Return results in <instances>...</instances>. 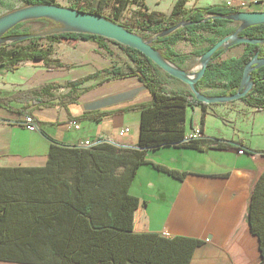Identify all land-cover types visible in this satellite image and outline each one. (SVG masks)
Returning <instances> with one entry per match:
<instances>
[{"label": "trees", "instance_id": "trees-1", "mask_svg": "<svg viewBox=\"0 0 264 264\" xmlns=\"http://www.w3.org/2000/svg\"><path fill=\"white\" fill-rule=\"evenodd\" d=\"M20 1L24 5L57 4L56 0ZM81 2L84 6L79 5ZM187 2L175 0L169 14L150 10L144 0H74L69 7L103 15L130 30L150 32V36L143 37L153 39L154 48L169 61L183 64L190 55L174 51L171 45L180 40L192 45L207 42L206 47L195 51L199 57L236 29L229 25L231 21L211 16L239 11L225 4L187 9ZM181 20L191 23L166 36L154 38ZM36 22L50 21L38 19ZM24 24H17L5 35L28 33L27 29H20ZM201 30L211 35L204 36L199 33ZM239 35L264 38V24L249 26ZM77 39H90L109 53L112 51L108 43L117 44L134 66L130 72H124V69L110 72L137 75L149 90L152 99L133 106L140 111L137 145L127 147L111 140H98L89 146H66L51 141L45 165L0 167V260L31 264H188L199 240L184 236L163 239L168 246L157 252L143 248L147 242H154L156 235L131 231L139 220L138 207L141 205V201L129 192L138 168L150 164L177 179L185 175V172L147 159L148 150L171 145L203 150L210 142L218 148L232 146L247 152L253 150L239 142L200 137L186 139V108L200 105L205 112L209 104L197 100L189 89L168 90L157 75L159 67L145 54L100 35L59 32L4 43L0 45V67L14 69L23 61H42L48 67L61 66V61L51 57L52 49L40 42ZM243 45L240 55L225 59H221L224 49L219 48L196 88L200 92L205 87L216 89L212 95L234 93L248 61L256 53L264 54V45ZM95 77L96 74H91L62 84L46 83L24 94L41 106L53 105L56 99L57 104L65 105L76 100L81 84ZM251 79L255 83L253 90L240 100L256 110H264V65L251 71ZM65 86L70 88L66 94L53 93L54 89ZM102 114L106 113L90 115L99 118ZM248 224L258 240L260 260L257 264H264V171L252 190Z\"/></svg>", "mask_w": 264, "mask_h": 264}, {"label": "crops", "instance_id": "crops-1", "mask_svg": "<svg viewBox=\"0 0 264 264\" xmlns=\"http://www.w3.org/2000/svg\"><path fill=\"white\" fill-rule=\"evenodd\" d=\"M262 1L188 0L185 7L225 4L239 9ZM108 45L112 53L90 39L48 42L44 46L52 49L51 57L61 61V66L23 61L14 69L0 67V167L45 165L51 141L75 146L111 140L122 146L136 147L140 111L133 106L150 101L152 96L137 75L110 72L124 67L110 42ZM91 74L96 77L81 84L76 100L65 105L57 104L56 99L53 105L41 106L24 94L46 83L62 84ZM182 85L188 89L185 83L179 86ZM69 89L59 87L53 93L64 95ZM216 91L207 87L201 89L202 93ZM231 110L232 105L226 104H209L205 112L200 105L187 107L186 139L194 137L200 129L196 137L239 142L253 151L239 154L237 148H218L212 142L203 150L174 145L148 150L147 159L185 175L177 179L150 164L138 168L129 192L141 205L139 220L131 231L157 236L154 242H147L144 249L160 252L168 246L163 239L184 236L200 241L188 264L259 262L258 240L248 224V206L254 184L264 171V110L252 107L245 110L250 119L241 126L250 136H258L256 141L260 139L262 144L248 137H237L227 129L226 114ZM29 112L38 127L35 131L19 123L22 115ZM98 112L106 114L99 118L90 115ZM70 121H75L79 127L69 126ZM124 128H128V132L120 135ZM152 203H156V210L151 212ZM0 264L31 263L0 260Z\"/></svg>", "mask_w": 264, "mask_h": 264}, {"label": "water", "instance_id": "water-1", "mask_svg": "<svg viewBox=\"0 0 264 264\" xmlns=\"http://www.w3.org/2000/svg\"><path fill=\"white\" fill-rule=\"evenodd\" d=\"M212 18L226 19L237 24L233 33L219 39L210 48L203 52L192 70H185L168 59L160 50L152 46L153 39H146L142 35L124 27L123 25L108 19L103 15L80 10L78 8L66 7L56 3L29 4L13 9L0 15V45L22 41L34 36H45L59 32H77L100 35L111 39L119 44L134 48L145 54L154 64L166 73L185 83L195 98L207 104L227 103L246 96L253 90L255 83L251 79V71L264 65V54L256 53L245 65L240 84L236 91L231 94L207 95L196 88V83L203 77L207 65L212 56L219 49H229L233 46L251 43L264 45V38H249L240 36V32L249 26L264 24L263 11H235L228 14L213 15ZM46 19L53 26L39 33H26L21 35H5L11 28L19 23L29 20ZM207 19V18H206ZM206 19H203L206 20ZM185 20L162 30L156 37L166 36L176 29L190 24Z\"/></svg>", "mask_w": 264, "mask_h": 264}, {"label": "rangeland", "instance_id": "rangeland-1", "mask_svg": "<svg viewBox=\"0 0 264 264\" xmlns=\"http://www.w3.org/2000/svg\"><path fill=\"white\" fill-rule=\"evenodd\" d=\"M146 6L152 10H156L160 13L164 14H169L175 0H144ZM57 4L69 7L70 4L74 3V0H56ZM202 2V0H200ZM263 3V5H262ZM261 2L257 3H252L250 5H247L246 7H239L240 11H263L264 9V0ZM79 5L84 6V3H80ZM24 6V3L20 0H0V15L4 14L6 12H9L13 9L19 8ZM230 26H237L235 22L229 23ZM53 24L51 22L49 23H43V22H36V20H29L26 21L25 24L20 28V29H27L28 33H39L41 31H45L52 27ZM132 31L136 32L139 35H146L150 36L151 33L133 28ZM199 33L203 34L204 36H210L211 33L208 31L201 30ZM40 43L42 44H47V41H41ZM110 44L113 46V48L116 50V55L120 58V62L123 64V69L124 72H130L131 67H133L132 61L129 59L127 54L122 50L117 44L110 42ZM208 45L207 42H201L198 45H192L191 43L185 41V40H180L176 44L171 45V48L174 51H177L179 53H187L190 55V58L186 59V61L183 64H178L177 62H172L177 66H181L185 70H190L193 68V66L196 65L199 57L195 54V51L202 50L204 47ZM244 49V45L240 44L237 47L234 48H229L224 50L221 59L229 58L232 56H238L242 53V50ZM162 51H165L163 48ZM157 75L160 79V81L164 84V86L168 90H185V86H179L181 85V81L174 78L173 76H169L168 73H166L163 69L160 67L156 69ZM180 87V88H179ZM205 89V88H204ZM209 95H212V93H206ZM221 105H232V110L226 114V124H227V129L235 133V135L238 136H244L252 139L254 142H259V144H262V141H256L258 139V136H250L248 133L244 131V129L241 127L244 125L245 122H247L250 118L249 115H246L247 112L245 110H249L250 106L245 104L243 101L240 99L238 100H233L231 102L227 103H219ZM264 145V144H263ZM222 158L224 160L225 156L222 155ZM164 204V203H161ZM153 210H156V203H152L150 206V211L152 212Z\"/></svg>", "mask_w": 264, "mask_h": 264}, {"label": "built area", "instance_id": "built-area-1", "mask_svg": "<svg viewBox=\"0 0 264 264\" xmlns=\"http://www.w3.org/2000/svg\"><path fill=\"white\" fill-rule=\"evenodd\" d=\"M0 123H2L1 119H0ZM19 123L21 125H23L25 128H27L29 131H35V130L38 129L37 124L35 122V119H34L33 115L32 114H29V113L23 114L22 115V118H21V120H20ZM68 124H69V126H73L75 128H78L79 127V125L75 121H70ZM128 130H129L128 128H124V129L120 130L119 134L122 135V134L128 132ZM199 133H200V129L196 130V132L194 134V137L198 136ZM92 144H94V143L83 142L81 144V146H89V145H92ZM237 152L239 154H242V153H244V150L243 149H238Z\"/></svg>", "mask_w": 264, "mask_h": 264}, {"label": "flooded vegetation", "instance_id": "flooded-vegetation-1", "mask_svg": "<svg viewBox=\"0 0 264 264\" xmlns=\"http://www.w3.org/2000/svg\"><path fill=\"white\" fill-rule=\"evenodd\" d=\"M237 46V45H236ZM234 47V46H233Z\"/></svg>", "mask_w": 264, "mask_h": 264}]
</instances>
